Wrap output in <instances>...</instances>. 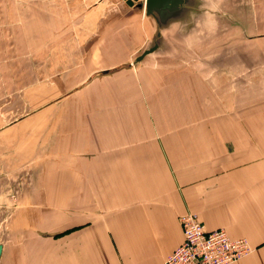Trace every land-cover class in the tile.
<instances>
[{
  "label": "crops",
  "instance_id": "obj_1",
  "mask_svg": "<svg viewBox=\"0 0 264 264\" xmlns=\"http://www.w3.org/2000/svg\"><path fill=\"white\" fill-rule=\"evenodd\" d=\"M222 1L227 2L222 10L226 21L237 26L243 39L258 41L252 61L263 73L264 0ZM135 3L0 0V9L9 10L0 16V66L6 67L0 72L31 76L21 86H26L23 98L29 103L69 106L76 104L75 92H81L80 103L93 111L58 112L52 129L49 122L41 124L46 117L37 111L0 126L4 145L32 155L25 168L30 192L18 199L16 215L51 209L58 217L66 209L69 216L83 212L90 220L85 228H9L11 235L0 244V264H162L181 243L179 220L188 212L196 214L205 230L222 229L229 239L248 243L251 253L232 264H264L263 114L255 116L258 124L239 127L221 122L222 117L230 119L221 114L204 128H197L199 123L180 130L138 128L134 122L152 115L141 114L138 102H133L135 114L118 109L104 117L96 110L108 87L112 89L108 81L99 87L90 77L77 83L78 73L106 71L109 67H102L101 60L138 70L133 61L139 54L124 62L126 54L120 52L122 47L139 51L141 40L134 35L147 22ZM120 7L124 10L117 16L126 22L121 43L94 53L77 47L70 32L74 10L84 11L88 23L99 14L108 19ZM44 10L51 11L47 15ZM38 74L57 75L44 87ZM197 117L189 121L197 122ZM250 119V114L241 118ZM8 136L14 140H6ZM29 137L34 145L18 148L17 142L25 139L27 144Z\"/></svg>",
  "mask_w": 264,
  "mask_h": 264
},
{
  "label": "rangeland",
  "instance_id": "obj_2",
  "mask_svg": "<svg viewBox=\"0 0 264 264\" xmlns=\"http://www.w3.org/2000/svg\"><path fill=\"white\" fill-rule=\"evenodd\" d=\"M226 3L222 0H205L195 24L182 37L175 36V27L162 31L164 50L136 63L139 72L124 68L123 64L109 66L110 63L101 60L102 67H109L105 69L106 71L78 73L77 83L90 77L93 79L92 84L99 87L108 81L112 89L108 87L107 98L103 97V103L101 102L96 110L104 117L105 113H119L118 109L135 114L136 108L133 102H138L141 114L152 113L134 122L133 127L136 125L138 128L180 130L190 128L192 123H199L197 128H204V123L216 121L221 114L230 118L222 117L221 122L230 127H239L248 123L258 124V120L254 118L263 114L264 129V72H261L263 69L260 66H256L258 63L252 61L253 56L256 57L258 41L243 39L237 32V26L226 21L227 15L223 12ZM239 3L244 2L241 0ZM135 4L136 9L141 11V0ZM122 10L123 7L114 8V15L108 16V19L99 14L96 20L88 22L90 24L83 21L84 11L74 10L75 14L71 16L75 19L70 26V32H74L77 47L92 50L94 53V50L101 49V46L104 48L106 46L109 50L114 41L121 43L119 35H124L126 22L117 15L120 16ZM5 11L6 15H9V10L2 8L0 16H5ZM44 11L48 15L51 10ZM13 12L16 16H23L19 10ZM44 15L47 16L45 12ZM152 32L148 24L144 28L139 27L138 36L134 35V40H137V37L141 40L139 51L134 53L132 47H122L121 54H126L124 62L133 54H140L149 42ZM260 45L263 47V43ZM244 53H251V57L242 56ZM86 61L89 64V60ZM0 64L4 63L0 62ZM232 64L236 65V69L232 68ZM0 68L6 67L0 66ZM55 75L57 74H53ZM38 76L43 77L44 87L53 77L49 74H38ZM61 76L63 74H59V77ZM28 78L30 79L31 76L27 77L24 73L0 72L1 127L36 111L43 112L41 116L44 115L46 119L41 124L49 122L50 128L58 112L62 116L74 112L79 115L83 112H93L89 110L88 105L82 106L80 103L84 96L81 92H75L76 104L69 106H61L64 104H59L60 101L51 105H35L27 102L23 98L24 92L27 91L26 86L22 88L21 86L27 83ZM130 97L133 98L127 100ZM57 107H60V111ZM246 114H250V121L241 120ZM196 116L199 118L197 122L189 121ZM186 118L188 120H185ZM209 119L213 120L209 121ZM117 123L130 124V122ZM6 140L13 141L14 138L8 136ZM3 141V136H0V244L6 242L11 235L9 228H85L90 224L89 219H84L83 212H78L81 217H74L67 215L66 209L65 213L61 211V216L58 217L52 214L51 209L40 210L38 215L35 211L31 212L29 217L16 215L18 199L25 196L27 190L30 192V188L25 184L29 171L26 172L25 168L29 166L32 155L12 152ZM33 143V137L27 139V144L25 139L17 142L18 148L21 145L33 146ZM20 165L24 166V170Z\"/></svg>",
  "mask_w": 264,
  "mask_h": 264
},
{
  "label": "built area",
  "instance_id": "obj_3",
  "mask_svg": "<svg viewBox=\"0 0 264 264\" xmlns=\"http://www.w3.org/2000/svg\"><path fill=\"white\" fill-rule=\"evenodd\" d=\"M179 224L181 243L162 264H232L251 253L244 239H229L222 229L205 230L194 213L184 214Z\"/></svg>",
  "mask_w": 264,
  "mask_h": 264
},
{
  "label": "water",
  "instance_id": "obj_4",
  "mask_svg": "<svg viewBox=\"0 0 264 264\" xmlns=\"http://www.w3.org/2000/svg\"><path fill=\"white\" fill-rule=\"evenodd\" d=\"M122 1L127 6H131L137 0ZM203 2V0H143V18L153 32L149 42L134 59L133 64L164 50L162 31L175 27V36L182 37L187 34L191 26L195 24Z\"/></svg>",
  "mask_w": 264,
  "mask_h": 264
},
{
  "label": "bare ground",
  "instance_id": "obj_5",
  "mask_svg": "<svg viewBox=\"0 0 264 264\" xmlns=\"http://www.w3.org/2000/svg\"><path fill=\"white\" fill-rule=\"evenodd\" d=\"M137 1H138V0H137ZM137 1H136V2H137ZM134 3H135V2H134ZM134 3H133V4H134ZM133 4H132V5H133ZM142 4H143V0H141V6H142Z\"/></svg>",
  "mask_w": 264,
  "mask_h": 264
}]
</instances>
